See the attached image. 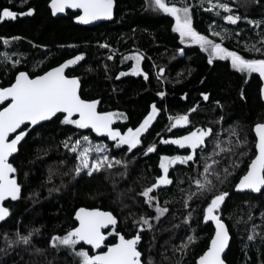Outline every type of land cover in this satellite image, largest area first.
Instances as JSON below:
<instances>
[{
	"label": "trees",
	"instance_id": "trees-1",
	"mask_svg": "<svg viewBox=\"0 0 264 264\" xmlns=\"http://www.w3.org/2000/svg\"><path fill=\"white\" fill-rule=\"evenodd\" d=\"M48 1L27 0L21 7L19 5L22 0H13L11 4L9 0H0V9L9 7L18 13L25 12L28 8L35 9L33 16H18L14 21L0 23V37H22L7 46L0 40V52L23 54L19 56L22 64L16 68H12L10 63L0 64V86H8L19 70L40 74L71 56L85 53V60L69 69L67 74L81 78L82 98L102 101L99 111H120L127 115V120L115 121L114 127L126 131L129 127L138 126L153 102L162 111L142 138V145L132 153H127V146L123 150H117L112 141L97 136L90 129L61 125L62 116L59 114L58 118L36 127L19 146V152L10 158L17 169L15 175L22 185V196L17 201L7 200L4 203L11 214L5 221H0V249H5L0 251V264H76L68 250L57 251L49 246V241L53 234L63 235L74 226V213L79 207H99L113 211L119 220L116 230L126 237L135 235L133 220L142 214L155 215L154 210L144 205L143 198L137 193L161 174L159 157L185 154V150L176 145L160 144L157 133L163 138L185 134V129L167 132L166 129L170 126L168 117L184 114L197 104L198 112L190 117L196 126L212 127L220 132L221 138L227 136V132L222 129L234 126L238 129L241 140L247 138L249 142L247 147L241 149L247 153L243 163L231 182L224 186L230 197L223 206V217L230 227L232 237L224 260L227 264H260L261 259H264V245L259 237L249 242L247 236L253 223L260 226L257 231L264 233V221L261 219V212H264V192L238 193L234 190L235 183L246 172L247 165L255 154L253 126L257 122H264V103L260 97L261 80L258 74L236 72L229 61L216 60L210 65L208 54L201 51L198 45L180 44L178 34L172 31L174 20L166 14L146 8L145 0H115L113 19L92 27L75 23V13L71 11L61 17H53L47 6ZM190 2L198 5V0ZM230 2L241 16L264 20V0H259L258 4L252 0ZM193 11L196 30L209 35V38L217 39V42L219 38L212 37L208 31L213 20L233 31L244 30L242 36H234L225 41V46L230 50H240L246 38L254 41L257 39L256 34L264 31V28H253L244 21L238 22V27L229 25L199 6L194 7ZM105 42L110 45V49L98 46ZM69 45L77 47L71 48ZM179 48H184V55H178ZM111 49H115L116 54L113 60H108ZM136 50L146 54L141 66L149 73L150 80L146 82L143 76L131 74L116 80L120 71H127L131 67L130 61L121 63L123 56ZM241 54L249 58L252 55L243 51ZM153 63L167 68L166 83L157 81ZM189 69L191 75H188ZM177 80L181 82L177 83ZM242 88L244 99L240 96ZM158 91H165L166 96L161 99L156 95ZM201 92L210 93V99L203 101ZM184 93H188L186 100L182 99ZM216 101L223 105L222 109L216 106ZM221 116L224 119L214 123ZM37 133L40 135L37 136ZM80 134L108 144L112 155L126 159L129 162L127 174L121 178L118 173L125 169L118 166L109 179H105L106 173L94 174L92 177L83 174L75 179L69 174L54 175L49 182V166L59 168L63 173L75 163L74 155L67 153L61 141L68 136L77 137ZM151 143L157 144V151L144 156L143 152ZM211 149L212 144L209 142L208 150ZM61 160H66L67 165L61 166ZM189 172L187 167L177 165L170 170L174 183L158 190L162 206L164 201L171 202L168 205L170 211L159 221H152L153 230L142 233L138 248L142 251L143 261L146 262L151 257L154 264H178L181 261L180 253H173V245H179L192 229L196 230L198 240L190 247L181 264H194L196 257L206 249L213 232L211 222L205 224L202 220V208L206 205L193 203L191 207L197 211L189 224L183 222L187 209L183 206V195L179 188H188V183L178 185V182L185 180ZM25 173L28 175L25 176ZM52 188L59 190L50 192L49 189ZM121 193L122 196L119 195ZM249 214L253 217L252 221L236 223L241 218L247 220ZM177 225L179 227H175ZM17 229L25 235L32 229H39V232L33 235L29 245L19 244L7 248L2 234L8 233L14 238L13 234ZM110 231L111 228L107 232ZM115 239L114 235L110 236L107 243H113ZM245 244L249 245L247 257L244 254ZM80 246L90 248L83 244ZM37 248L43 251L38 253Z\"/></svg>",
	"mask_w": 264,
	"mask_h": 264
},
{
	"label": "snow or ice",
	"instance_id": "snow-or-ice-1",
	"mask_svg": "<svg viewBox=\"0 0 264 264\" xmlns=\"http://www.w3.org/2000/svg\"><path fill=\"white\" fill-rule=\"evenodd\" d=\"M13 0H9L11 4ZM258 4L259 0H252ZM27 0H22L19 6H23ZM146 8L154 12L166 14L174 20L172 31L179 36L182 45H198L201 51L208 54V63L214 61H229L231 68L241 74H258L261 81H264V31L256 34L257 39L246 38L240 50H230L225 46V41L231 40L234 36L240 37L244 30L233 31L231 28L217 24L213 20L209 25V35L202 34L196 30L193 24L194 7L199 6L206 12H212L216 17L221 18L229 25L238 27V22L244 21L247 25L256 29L264 28V20L250 19L248 16H241L234 9L230 0H198V5H194L190 0H145ZM49 7L52 15L63 13L66 9L79 10L80 14L75 16V20L80 24H90L97 20H111L115 7V0H50ZM35 9L28 8L25 12H16L9 7L0 9V23L6 20H16L18 16H33ZM22 39L20 36H13L10 39L0 37L5 46L12 41ZM238 43H241L238 41ZM101 48L110 49L108 43L98 45ZM68 47L75 48L76 45ZM241 51L252 54L246 57ZM178 55H184V48L177 49ZM116 54L115 49H111L108 60H113ZM23 54H9L0 52V64H11L16 68L22 64L19 58ZM85 53L65 60L56 67L50 68L42 74H35L27 70H19L15 78L8 86H0V221H5L10 216V209L4 206L7 200L17 201L22 196V185L18 182L15 173L17 169L10 162V157L19 152V146L23 141L35 131L36 127L42 126V122H50L54 118L62 116L61 125H71L76 129H90L99 137H106L114 143L117 150H123L127 146V153H132L142 145V138L150 130L154 121L160 115L162 109L153 102L150 110L143 120L136 127H129L126 131L114 127L117 120H127L125 113L120 111H99L98 105L102 102L99 99H84L81 95V78L75 75H68L67 70L77 66L85 60ZM16 57V58H13ZM146 59V54L139 50L130 55H125L121 63L132 61V68L129 72L120 71L115 79L129 74L133 76H143L148 82L150 75L142 68V62ZM175 59V57H173ZM107 70V65H105ZM156 69L155 75L158 82L166 83L165 66L153 63ZM191 75V70H187ZM178 75H181L178 73ZM180 83V80L176 81ZM203 83V81H201ZM247 83V81H246ZM261 98L264 99V85L260 88ZM158 97L163 99L165 91H158ZM203 101L210 99V93L201 92ZM241 99L245 98L244 90L240 92ZM188 93H184L182 99H187ZM216 106L223 108L219 101ZM199 104L188 109L186 113L176 116H169L170 126L167 132L173 129H185L186 134L163 138L157 133L159 143L164 145H176L179 149L185 150V154L161 155L159 157L160 175L154 178V182L144 186L137 193L143 198L144 205L153 209L155 215L149 216L142 214L138 219L133 220V227L136 234L126 237L117 231L119 220L117 215L110 210H102L99 207H79L75 210V224L65 234H53L49 241V246L57 251L68 250L73 256L76 264H154L151 257L143 261L142 251L138 246L145 230H153V220L159 221L161 217L169 213L168 205L170 201H164L161 205L158 197V190L162 187L174 183L171 178L170 170L177 165L187 167L190 172L186 174L185 180H180L179 184L188 183V188H179L183 195V206L187 209V215L183 222L189 224L196 209L191 205L198 203L206 205L202 208V220L205 224L211 222L214 225V233L205 251L196 259L195 264H225L222 254L229 247L231 234L230 227L223 217V206L226 204L230 193L224 190V186L231 182L236 170L243 163L247 155L241 149L247 147V138L241 140L239 131L236 127L230 126L222 129L227 132L225 138H221L220 132L215 131L209 126H196L190 117L197 113ZM224 119L223 116L214 123H219ZM255 132V155L247 165V170L235 184L237 192L250 191L253 193L264 192V122H257L254 125ZM40 133H37L39 136ZM211 142L212 149L208 150ZM67 153L74 155L75 163L67 172L61 173L59 168L53 169L49 166L48 181L54 175L67 176L69 174L75 179L83 174L92 177L94 174L106 173L105 179L111 178L112 172L122 166L125 171L118 173L123 178L127 174L128 161L123 158H116L111 154L109 145L103 142L93 143L89 135L68 136L61 141ZM157 151V144L151 143L143 152L144 156ZM47 152H45V155ZM39 158V157H37ZM66 160H61L60 165L66 166ZM28 173H25L27 176ZM115 188V183L113 184ZM58 188L49 189L50 192L58 191ZM120 196L123 193L119 194ZM126 207V206H125ZM251 214L247 220L242 218L236 223H248L252 221ZM261 219L264 221V212H261ZM190 226V225H189ZM111 227L112 231L105 230ZM175 227H179L178 225ZM260 227L252 224V228L247 236V241L253 242L258 237L264 245V233L257 231ZM39 229H32L26 235L19 229L12 236L3 233V238L7 248L14 245H29L32 237ZM116 237V242L108 244L110 236ZM198 237L196 230L192 229L190 234L184 238L179 245H173V253H180L182 259L187 255L188 250L193 246ZM83 245L90 248L81 247ZM106 248V250H104ZM245 256L247 257L248 244L244 245ZM5 251V249H0ZM36 251L42 252L37 248ZM260 264H264L261 259Z\"/></svg>",
	"mask_w": 264,
	"mask_h": 264
},
{
	"label": "water",
	"instance_id": "water-1",
	"mask_svg": "<svg viewBox=\"0 0 264 264\" xmlns=\"http://www.w3.org/2000/svg\"><path fill=\"white\" fill-rule=\"evenodd\" d=\"M49 3H50V0L48 1V3H47V6H48V8H49V10H50V13H51V15H52V12H51V9H50V7H49ZM115 8V7H114ZM67 11H71V12H73V13H75V16L76 15H79L80 14V12H79V10H75V9H66V11L65 12H63V13H58V14H56L55 16L54 15H52L53 17H55V18H57V17H61V16H63ZM113 16H114V11H113ZM113 19V18H112ZM111 19V20H112ZM111 20H97V21H94V22H92V23H90V24H80V23H78L76 20H75V17H74V21H75V23H77V24H79V25H82V26H88V27H92V26H95V25H97V24H99V23H101V22H107V21H111ZM77 55V54H76ZM75 56V55H74ZM71 57H73V56H71ZM71 57H69V58H71ZM69 58H67V59H69ZM67 59H65V60H67ZM65 60H63L62 62H60L59 64H61V63H63ZM59 64H57V65H55V66H53V67H56V66H58ZM53 67H51V68H53ZM76 67V66H75ZM74 68V67H73ZM50 69V68H49ZM49 69H47L46 71H48ZM70 69H72V68H70ZM68 71V70H67ZM45 72V71H44ZM43 73V72H42ZM42 73H40V74H42ZM71 76V75H70ZM15 78V77H14ZM14 80V79H13ZM262 85H264V81H261V85H260V88H261V86ZM260 97H261V93H260ZM261 100L263 101V103H264V99H262L261 98ZM4 106H6V104L4 105ZM98 109H99V105H98ZM43 123V122H42ZM253 129H254V126H253ZM252 129V130H253ZM174 130V129H173ZM253 134H254V137H255V132H254V130H253ZM15 154H13V156H14ZM255 155V154H254ZM12 156V157H13ZM12 157H10V158H12ZM254 157V156H253ZM244 175V174H243ZM242 176V175H241ZM240 176V177H241ZM240 177H239V179H240ZM239 179L237 180V182L239 181ZM236 182V183H237ZM235 183V184H236ZM234 190H235V186H234ZM236 191V190H235ZM237 192V191H236ZM245 192H250V191H244V192H238V193H245ZM10 200V199H9ZM6 202V201H5ZM4 202V203H5ZM5 206V205H4ZM103 210V209H102ZM74 215H75V213H74ZM212 224V223H211ZM212 227H213V232H212V234L214 233V225L212 224ZM111 228V227H110ZM109 228V229H110ZM108 230V229H107ZM107 230H105V231H107ZM122 234V233H121ZM210 239H211V237H210ZM210 239H209V241H210ZM116 242V239H115V241L113 242V243H115ZM81 244H83L82 242H81ZM110 244H112V243H110ZM208 244H209V242H208ZM86 246V245H85ZM208 246V245H207ZM87 247H90V246H87ZM207 248V247H206ZM104 250H106V248L104 249ZM206 250V249H205ZM204 250V251H205ZM227 250V249H226ZM226 250H225V253H226ZM203 253V252H202ZM201 253V254H202ZM225 253H223L222 254V258L224 259V255H225ZM200 254V255H201ZM199 255V256H200ZM199 256H197L196 257V259H198V257ZM196 259H195V261H196ZM194 264H195V262H194ZM225 264H227L226 263V261H225Z\"/></svg>",
	"mask_w": 264,
	"mask_h": 264
},
{
	"label": "rangeland",
	"instance_id": "rangeland-1",
	"mask_svg": "<svg viewBox=\"0 0 264 264\" xmlns=\"http://www.w3.org/2000/svg\"><path fill=\"white\" fill-rule=\"evenodd\" d=\"M133 52H131V53H127L126 55H130V54H132ZM131 62V67H130V69H128L127 71H125V72H129L130 73V70H131V68H132V64H133V62L132 61H130ZM186 134V133H185ZM80 135H85V134H80ZM80 135H78V136H80ZM184 135V134H183ZM77 136V137H78ZM91 138V137H90ZM92 139V141H93V143H96V142H102V141H99V140H94L93 138H91ZM104 143V142H103ZM162 174V173H161Z\"/></svg>",
	"mask_w": 264,
	"mask_h": 264
},
{
	"label": "flooded vegetation",
	"instance_id": "flooded-vegetation-1",
	"mask_svg": "<svg viewBox=\"0 0 264 264\" xmlns=\"http://www.w3.org/2000/svg\"><path fill=\"white\" fill-rule=\"evenodd\" d=\"M108 230H109V229H108ZM108 230H107V231H108ZM107 231H106V232H107Z\"/></svg>",
	"mask_w": 264,
	"mask_h": 264
}]
</instances>
